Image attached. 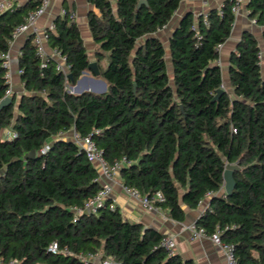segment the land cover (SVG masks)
<instances>
[{
  "label": "trees",
  "instance_id": "1",
  "mask_svg": "<svg viewBox=\"0 0 264 264\" xmlns=\"http://www.w3.org/2000/svg\"><path fill=\"white\" fill-rule=\"evenodd\" d=\"M89 1L97 10L89 13L92 35L109 53L100 71L105 92L67 88L90 63L68 7L46 32L49 46L66 57L71 78L53 57L43 65L34 33L21 48L24 93L0 109V259L84 264L79 255L101 251L113 264H194L170 254L162 244L165 234L124 218L111 199L95 213L76 216L75 209L102 184L85 151L63 136L75 129L90 136L107 161L122 162L124 185L150 199L160 191L164 200L154 204L174 220L185 219L183 204L197 208L211 193L196 223L208 235L220 230L239 264H264V73L257 38L242 34L229 60L233 90L218 94L223 77L217 46L228 40L236 20L229 1L222 14L212 8L180 19L169 37L171 69L157 32L182 0ZM41 2L14 1L0 13V101L10 88L1 53L9 51L13 31ZM247 9L264 25V0H248ZM6 130L15 136L4 138ZM32 150L36 154L25 158ZM228 163L239 168L235 188L225 194L220 190ZM54 241L73 254H52Z\"/></svg>",
  "mask_w": 264,
  "mask_h": 264
},
{
  "label": "crops",
  "instance_id": "2",
  "mask_svg": "<svg viewBox=\"0 0 264 264\" xmlns=\"http://www.w3.org/2000/svg\"><path fill=\"white\" fill-rule=\"evenodd\" d=\"M14 1L25 5L29 0ZM221 2L222 0H211L207 3H202L197 0H182L179 8L176 10L169 23L157 32V35L163 40L166 46V61L169 69H171L169 37L173 29L179 23L180 19L188 12H193L195 17L201 13L205 14L210 9L217 8ZM64 7H68L71 12H74V19L79 27L84 45L87 48L89 60L90 62L95 61L99 70L98 74L94 71L86 73L79 83L77 82L74 86L70 85L69 88L73 93L77 94L83 92L103 93L106 90H98V88L93 84L83 83L88 79L104 80L100 75V71L101 69H105L101 64V60L105 52L102 50L101 45L95 41L89 25V13L92 10L97 12L95 6L89 0H49V5L44 13L38 18L37 25L41 31H45L54 22V20L63 13ZM245 31L253 33L258 40L259 46L264 48V25L253 22V19H251L248 14L246 5L242 9L241 13L236 17L232 34L223 44L222 51L220 52L219 65L221 68L222 66H227L226 72L228 73V83H230L228 72L230 54L241 40L242 34ZM29 33L30 32L23 33L18 36L10 46V65L7 70V75L12 92L16 94V103L19 101L20 95L24 93V86L21 81L19 68V55ZM45 49L47 56H51L57 61L59 60L58 56L54 54L53 49L49 46L48 42H45ZM223 83L225 84L224 80ZM224 88L228 90L229 87L227 88L226 84ZM72 135L73 129L63 133V136L67 138H72ZM113 185L114 188L111 200L114 206L120 210L124 218L131 222L141 223L144 227H153L162 234H165V236L175 237L176 243L174 252L179 254L184 259H192L194 264H227L224 252L211 240L208 235L194 238L188 228L191 223L197 222L202 213L210 206L212 200L211 195H206L197 208H190L188 205L183 204L185 219L183 221H177L169 217L164 209L148 210L138 200L133 199L125 193L123 190L124 183L120 173L114 177ZM220 193H224L223 187L220 190ZM86 258H89L91 264H101L103 259L102 252H96L93 257L86 256Z\"/></svg>",
  "mask_w": 264,
  "mask_h": 264
},
{
  "label": "built area",
  "instance_id": "3",
  "mask_svg": "<svg viewBox=\"0 0 264 264\" xmlns=\"http://www.w3.org/2000/svg\"><path fill=\"white\" fill-rule=\"evenodd\" d=\"M202 3H207L211 0H197ZM226 1H229L231 4V11L237 17L248 0H222L220 5L217 7L220 14L223 13V6ZM14 3V0H0V13L10 8ZM49 5V0H42L41 4L34 10H32L25 22L19 24L12 34V40L10 43V46L12 42L21 34L23 33H34V42L37 45V52L43 59V65H45L47 59L51 56L46 55V49H45V42H48V34L45 31H41L37 25L38 18L44 13V11L47 9ZM71 17L74 19V12H71ZM254 23H257L255 19H253ZM50 29H54L55 26L52 23L49 26ZM223 48V44H219L217 46V49L221 52ZM53 52L56 56H58L59 60L57 61L56 68L60 71H63L66 74V78H68V66H66V57L61 54V52L58 49H53ZM1 56L5 59L4 65L7 67V70L9 69L10 65V49L7 52L1 53ZM259 59L262 61L264 58V48H260V51L258 53ZM21 73V71H20ZM8 77V75H7ZM68 90L70 92L71 89L69 88V85L67 86ZM11 87L7 90L6 96H10L12 94ZM236 128L233 127V132L236 133ZM15 136V133L7 130L3 133V137L12 138ZM72 139L78 144V146L83 149L86 153V156L89 161L93 162L99 171V177L101 181V188L98 190V192L89 200H87L84 205L80 208H76V216L78 214L84 213V212H91L95 213L99 210V208L106 203L108 199H111L112 193H113V180L114 177L119 174L122 162L115 161L113 163H110L105 159L103 156L102 150L96 145L95 141L90 136H83L79 132H77L75 129H73V135ZM105 180V181H103ZM123 190L125 193H127L130 197L133 199L138 200L146 209L148 210H154V209H161L158 206L154 204L155 200L163 201L164 197L162 193L159 191L155 194L154 198L150 199L148 196L143 194L139 189L135 187H130L123 185ZM211 193H209L210 195ZM111 207H115L113 202L111 203ZM77 218L74 219L76 221ZM189 230L191 231L192 237L198 238L203 235H208L206 233V230L204 227L198 225L196 222L191 223L188 226ZM211 240L221 248V250L224 252L227 264H239L238 259L236 257L234 246L230 243H225L221 240L220 236V230L215 231L214 233L208 235ZM175 237L173 236H164L162 239V244L169 250L170 254L174 253L175 248ZM48 250L52 254H58V253H64L67 255L73 254L70 250L67 248H61L57 241L52 242L49 245ZM86 256L93 257V253H89L87 255H79L81 261L84 264L90 263L89 258H86ZM0 264H19L17 259H11L7 263L4 262L2 259H0ZM101 264H113V260L110 257H106L102 259Z\"/></svg>",
  "mask_w": 264,
  "mask_h": 264
},
{
  "label": "water",
  "instance_id": "4",
  "mask_svg": "<svg viewBox=\"0 0 264 264\" xmlns=\"http://www.w3.org/2000/svg\"><path fill=\"white\" fill-rule=\"evenodd\" d=\"M145 1L146 0H140V3L145 2ZM246 6H248V2L246 3ZM90 71H94L97 74L99 73L98 66H97V63L95 61H91L89 63L88 69L86 71H84L83 76L78 80V83L85 76V74L90 72ZM68 78H71V74L70 73H68ZM225 90L226 89L224 88V86H222L220 89H218V94L223 93ZM14 95H15V93H12L10 96H5L0 101V109L3 106H6L8 104L13 103ZM218 96L219 95H216L215 98H217ZM35 154H36V151L32 150V151L28 152L27 154H25V158L33 157ZM238 168H239V164L238 163H228V164H226L225 170L223 172V178H224L223 188H224V193L225 194H230L232 192V190L235 188L236 181H235V178H234V171L236 169H238Z\"/></svg>",
  "mask_w": 264,
  "mask_h": 264
},
{
  "label": "rangeland",
  "instance_id": "5",
  "mask_svg": "<svg viewBox=\"0 0 264 264\" xmlns=\"http://www.w3.org/2000/svg\"><path fill=\"white\" fill-rule=\"evenodd\" d=\"M104 52H105V54L102 57L101 64L104 66V68H106L108 63H109V53L106 51H104ZM223 59H224V57H223ZM226 69H227V66H222V77H223V80L225 82V84L223 83V86H226V84H227V88L229 87L228 90L232 91L233 88H232L231 83H228L229 80H228V73L226 72L227 71ZM262 71L264 73V59L262 60ZM83 83L84 84H93L98 88V90H107V82L105 80H90V79H88V80H85ZM6 131H3V133Z\"/></svg>",
  "mask_w": 264,
  "mask_h": 264
}]
</instances>
